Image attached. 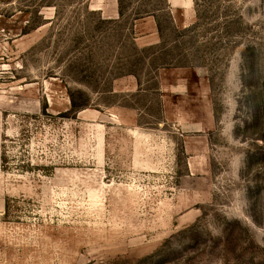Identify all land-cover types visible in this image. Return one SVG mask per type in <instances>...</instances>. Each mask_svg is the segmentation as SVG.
Returning <instances> with one entry per match:
<instances>
[{
    "label": "rangeland",
    "instance_id": "rangeland-1",
    "mask_svg": "<svg viewBox=\"0 0 264 264\" xmlns=\"http://www.w3.org/2000/svg\"><path fill=\"white\" fill-rule=\"evenodd\" d=\"M0 264H264V0H0Z\"/></svg>",
    "mask_w": 264,
    "mask_h": 264
}]
</instances>
